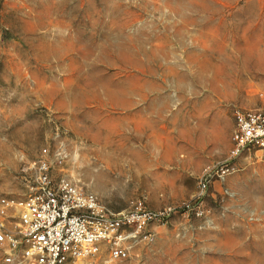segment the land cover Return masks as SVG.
<instances>
[{"label":"rangeland","instance_id":"rangeland-1","mask_svg":"<svg viewBox=\"0 0 264 264\" xmlns=\"http://www.w3.org/2000/svg\"><path fill=\"white\" fill-rule=\"evenodd\" d=\"M263 103L264 0H0V201L49 147L109 207L167 212L98 264H264V158L211 183L202 216L181 209Z\"/></svg>","mask_w":264,"mask_h":264},{"label":"built area","instance_id":"built-area-1","mask_svg":"<svg viewBox=\"0 0 264 264\" xmlns=\"http://www.w3.org/2000/svg\"><path fill=\"white\" fill-rule=\"evenodd\" d=\"M229 157L201 177L195 199L181 209L202 216L203 197L211 183L223 182L246 154L264 158V103L234 113ZM49 147L34 165L35 181L24 199L0 201V249L5 264H98L102 255L125 260L138 242L151 241L152 226L166 211L137 203L117 211L73 180L55 176Z\"/></svg>","mask_w":264,"mask_h":264}]
</instances>
